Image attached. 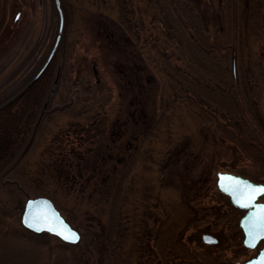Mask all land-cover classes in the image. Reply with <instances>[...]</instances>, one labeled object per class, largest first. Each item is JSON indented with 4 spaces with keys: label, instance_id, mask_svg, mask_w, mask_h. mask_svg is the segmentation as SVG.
<instances>
[{
    "label": "trees",
    "instance_id": "1",
    "mask_svg": "<svg viewBox=\"0 0 264 264\" xmlns=\"http://www.w3.org/2000/svg\"><path fill=\"white\" fill-rule=\"evenodd\" d=\"M76 1L104 22L102 33H96L98 42L137 55L147 67L149 81L156 80L160 91L155 95L154 114L144 104L136 108L139 93L129 89L124 70L119 74L123 84L116 91L117 107L107 115L104 103L108 97L101 95L102 89H89L92 85L88 83L75 98L76 111L70 114L73 120L63 138L54 134L53 142L45 144L35 167L36 182L40 181L37 191L64 212V204L69 205L66 219L73 223L79 216L81 231L76 244L59 243L64 255L54 264H173L175 257L183 264L191 260L181 234L188 222L185 207L172 210L168 204L173 215H165L163 223L150 209L159 206V171L178 144L166 134L159 145V102L178 101L192 107L201 124L211 125V132L230 128L238 144L248 137L241 125L249 109L248 118L256 120L264 135L257 108L264 73L244 42L249 34L264 36V0H249L245 14L234 10L221 15L210 0H138L146 27L131 0ZM67 2L60 0L63 27L49 62L19 96L0 107V175L25 153L55 76V88L60 81L65 26L73 10ZM2 23L3 15L0 29ZM21 31L19 24L12 28L0 45V57ZM231 63L238 69L235 75ZM55 109L62 111L63 106ZM129 123L131 129L138 127L126 132ZM124 134V142L116 145ZM8 226L0 215V231L14 232Z\"/></svg>",
    "mask_w": 264,
    "mask_h": 264
},
{
    "label": "rangeland",
    "instance_id": "2",
    "mask_svg": "<svg viewBox=\"0 0 264 264\" xmlns=\"http://www.w3.org/2000/svg\"><path fill=\"white\" fill-rule=\"evenodd\" d=\"M68 1L73 10L70 11L68 24L65 26L60 81L43 111L42 119L38 120L29 135L23 150L25 153L0 175V215L9 224V231L14 227V232L10 234L0 231V264H54L55 260L64 255L59 246L63 242L45 232L35 234L25 230L18 218L24 198L43 193L37 191L40 190V181L36 182L35 167L42 157L45 144H51L56 134L58 138H63L65 128L73 120L70 114L76 111L75 98L79 96L80 89H84V85L89 83L92 85L89 89H102L101 95L108 97L104 109L109 115L115 112L116 91L123 84L119 74L126 70L129 89H137L139 93V103L135 107L140 108L144 104V109L149 110V114L155 113L153 108L157 103L155 95L160 91L159 84L156 80L149 81L144 63L137 55L131 56L124 50L111 47L109 43L106 45L105 41L103 44L99 43L96 33H102L101 24L104 22L91 9L82 8L76 0ZM248 1L210 0V5L219 15L234 10L245 14ZM64 2L67 5V0ZM131 3L143 27H146L140 2L131 0ZM1 15L3 23L0 45L6 41L14 26L19 24L22 31L8 52L0 57V100L15 92L38 69L53 42L57 27L53 0H5L4 3L0 0V17ZM228 23H231L230 19ZM244 42L250 48L252 58L256 63L258 61V69L264 73V36L260 33L249 34ZM229 66L231 73L235 75L238 72L236 65L231 63ZM258 89L262 92L259 95L257 92V108L264 123V85H260ZM128 95H125L122 104L126 103ZM169 104L170 102H159V145L166 134L178 144L160 168L159 206H151V212L158 215L159 221L163 223L165 215H173L169 212L168 204L173 205L172 210L185 207L188 222H185L181 234L191 260L184 261L183 264L242 262L256 248L242 245L237 225L242 212L233 208L217 190L214 183L215 172L228 171L251 181L264 182V135L256 120L248 118L249 109L245 116L246 125H241V129L248 132V137L242 140V144H238L231 138L230 128L227 131L218 129L215 133L211 132L212 126H208V123L201 124L191 106L189 108L178 101ZM59 106H63L62 111L55 109ZM130 125L131 123L126 132L138 127L135 125L131 129ZM125 134L117 139L116 145L124 142ZM150 198L155 200L152 194ZM64 206L67 212L69 205ZM57 209L66 219L63 209ZM68 214L72 216L74 213L69 210ZM78 219L79 216H76L73 223L66 220L81 232ZM202 233H209L215 237V241H202ZM178 262L179 258L175 257L173 264Z\"/></svg>",
    "mask_w": 264,
    "mask_h": 264
},
{
    "label": "water",
    "instance_id": "3",
    "mask_svg": "<svg viewBox=\"0 0 264 264\" xmlns=\"http://www.w3.org/2000/svg\"><path fill=\"white\" fill-rule=\"evenodd\" d=\"M53 4L57 13V27L49 50L34 74L15 92L1 101L0 107L19 96L37 78L55 51L61 35L63 18L59 0H53ZM55 86L56 76L42 103L41 112L45 110ZM215 185L219 191L225 193L229 197L232 204L246 209V211L238 219V224L242 232L241 243L244 247L253 248L260 239L264 238V200L256 201V198L264 192L256 193L255 198L249 203V186L251 188L259 189L264 188V184L260 182H253L247 177L228 171H217ZM18 219L20 225L25 230L35 234L45 232L49 235L55 236L58 240L67 244H76L80 239V232L70 225L60 211L55 207L51 199L44 195L26 196L21 204ZM30 224L31 226H29ZM60 232H74L77 234L79 239L74 242L71 240H65L63 236L59 234ZM201 239L204 242L215 241V237L209 233H203L201 235ZM233 264H264V247L259 248L253 256L247 258L246 260L242 262H234Z\"/></svg>",
    "mask_w": 264,
    "mask_h": 264
},
{
    "label": "flooded vegetation",
    "instance_id": "4",
    "mask_svg": "<svg viewBox=\"0 0 264 264\" xmlns=\"http://www.w3.org/2000/svg\"><path fill=\"white\" fill-rule=\"evenodd\" d=\"M39 66V65H38ZM217 172V171H216ZM216 172H215V179H216ZM253 182H260V183H262V184H264V182H262V181H253ZM214 183H215V181H214ZM215 187H216V185H215ZM217 188V187H216ZM218 190V189H217ZM219 191V190H218ZM224 197H225V199L231 204V206L233 207V208H235V209H238V210H240L242 213L239 215V217L246 211V209L245 208H240V207H238V206H236V205H234V204H232L231 203V201L229 200V197L225 194V193H223V192H221V191H219ZM264 200V193L263 194H261V195H259L257 198H256V201H263ZM239 217H238V219H239ZM238 219H237V225H238V227H239V224H238ZM239 229H240V227H239ZM240 233H241V238H242V232H241V229H240ZM203 234V233H202ZM201 234V235H202ZM261 247H264V238H262V239H260L258 242H257V244L253 247V248H251V249H254V248H256V250H255V252L252 254V255H250L249 257H251V256H253L257 251H258V249L259 248H261ZM249 257H247V258H249ZM246 258V259H247ZM245 259V260H246Z\"/></svg>",
    "mask_w": 264,
    "mask_h": 264
},
{
    "label": "snow or ice",
    "instance_id": "5",
    "mask_svg": "<svg viewBox=\"0 0 264 264\" xmlns=\"http://www.w3.org/2000/svg\"><path fill=\"white\" fill-rule=\"evenodd\" d=\"M258 192H264V188L257 189V188H251L249 186V195H248L249 203L255 198V194ZM29 226H31V224ZM59 234L62 235L65 240H71L74 242L79 239L77 234L74 232H70V233L60 232Z\"/></svg>",
    "mask_w": 264,
    "mask_h": 264
}]
</instances>
